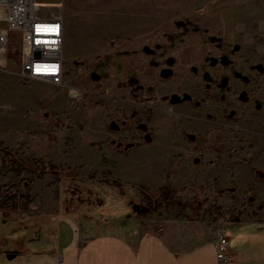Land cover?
I'll use <instances>...</instances> for the list:
<instances>
[{"label": "crops", "instance_id": "1", "mask_svg": "<svg viewBox=\"0 0 264 264\" xmlns=\"http://www.w3.org/2000/svg\"><path fill=\"white\" fill-rule=\"evenodd\" d=\"M62 26V57L70 58L73 54L69 51L63 20ZM11 62L18 69L19 59L11 58ZM5 63L6 60L4 66ZM16 75L6 69L1 77L0 90L6 92L9 107H20L25 104L24 100L31 101L26 99L31 97L35 106L36 100H40L48 107L51 104L65 108L67 101L59 91L43 94L28 90L20 85ZM98 81L103 82V78ZM111 81L101 83L105 91L98 93L99 99L104 95L114 96L118 101L109 102V107L125 109L128 105L120 99L131 100L130 88H118L117 80ZM87 92L92 95V90ZM89 103L87 101L86 105ZM109 114L119 113L101 104L96 108L92 104L85 106L83 122L87 133H62L58 141L50 145L48 137L42 133L34 139L37 153L56 164L77 168L83 178L93 170L100 175L107 170L122 187L140 184L155 190L169 185L176 190V195H169L171 201H192L197 191L213 190L215 177L221 175L227 180L219 187L229 186L240 201L249 191L256 197L250 195L249 205L242 206L245 209L240 208V213L229 220L203 214L204 204L201 210L196 208L192 216L187 210L178 213L177 209L163 206L156 220L153 215L145 217L146 212L133 210L125 194L110 200L117 186L98 179L97 175L84 180L85 187L101 200L91 205H85L84 201H74V204L72 197L69 199L67 193L59 192L64 180L57 181L46 175L33 181L26 211L21 207H11L9 211L0 208L3 222L12 218L20 227L10 239L0 230V263L1 254L6 253L12 260L2 264H56L58 258L63 264H264V178L256 179L252 171L264 167V155L260 162L252 159L258 152L256 147L240 152L230 168L204 163L193 165L187 160L190 154L185 155L182 165L175 166L177 155L184 152L174 148L173 140L179 138V133H153V143H140L135 133L138 146L123 151L113 147L111 140L131 133H103ZM206 136L212 141L214 133ZM15 138L11 136V144H15ZM66 138L68 143L63 141ZM258 138L264 144L261 142L264 137ZM31 139L29 137V145ZM214 155L215 152L209 150L205 160ZM65 202L71 206L66 207ZM217 226L227 235V259L222 261L217 258L214 244ZM10 254L13 257H9Z\"/></svg>", "mask_w": 264, "mask_h": 264}, {"label": "rangeland", "instance_id": "2", "mask_svg": "<svg viewBox=\"0 0 264 264\" xmlns=\"http://www.w3.org/2000/svg\"><path fill=\"white\" fill-rule=\"evenodd\" d=\"M122 5H125L123 9L118 10ZM35 8L41 16L58 15L64 22L69 51L73 55L70 58L65 55L63 57L66 66L63 82L53 85L41 80L22 81L16 75L17 66H13L12 62L10 64L11 58L19 59L17 40L11 35L9 42L4 45L6 63L0 70V83L3 72L7 69V72L16 75L20 85L28 90H38L43 94L59 91L67 103L65 108H58L51 104L48 107L46 103L43 105L40 100H36L35 106L32 103L34 98L27 97L26 99L32 102L27 103L24 100L25 104L20 107H9L6 92L0 90L1 210L9 211L11 207H21L26 211L33 181L46 175L57 181L63 179L59 192L64 195L67 193L69 199L72 197L74 204L84 201L85 205L97 203L96 197L92 198V201L90 198L92 195L96 196L95 193L84 184V180L95 178L97 175L98 179L117 186L111 196L116 198L117 195L125 194L131 204L147 208V212L143 213L145 217L153 215L156 220L159 209L163 206L165 209H177L178 213L187 210L192 216L197 212L196 208L201 210L204 204L203 214L211 217L213 214L219 215L223 221L237 216L240 208L245 209L242 206L249 205V196L256 197L252 192L246 193L240 201L239 195L232 194L229 186L223 191L218 186L203 193L197 191L192 201L181 202L175 201L176 199L171 201L167 197L169 194H175L176 190L166 184L155 190L140 184L122 187L107 170H104L102 175L93 170L83 178L77 168L56 164L37 153L34 139L44 133L50 145L58 141L62 133H87L84 128L83 110L90 104L96 108L105 102V99H99L98 93L103 94L105 91L101 83L111 80H122V83L129 74L150 73L163 61L160 55L152 57L141 51L140 46L145 42L150 45L157 43L158 50L183 51L193 44H201L204 50L211 51L214 44L209 40L213 36L222 45L239 44V53L244 55L241 58L252 61L258 59L264 64V0H35ZM180 19L185 21L186 26L175 24ZM93 74L103 78V82L95 80ZM87 90H92L91 96ZM87 101L90 102L88 105ZM259 113L261 120L257 127L264 130V110ZM253 134L234 133L232 145L219 143L216 147L224 151L229 147L232 149L234 145L237 157L240 152L256 147L258 152L254 155L261 157L260 162L264 155L261 153L264 144L256 142V139L264 133H257L258 137ZM12 135L13 139L16 137L15 144H11ZM29 137H32L31 145ZM63 141L68 143L69 139ZM261 142L264 143V138ZM4 150L11 151L12 158L6 155ZM232 159H227L230 166ZM224 177L225 175H221V180ZM139 187L155 197L154 200L147 201L148 196L143 194ZM167 189L169 191L164 197L162 193ZM202 195L204 198H201ZM19 228L18 222L12 218L4 222L0 219L1 234L9 239ZM1 255L2 263L12 260L6 253Z\"/></svg>", "mask_w": 264, "mask_h": 264}, {"label": "flooded vegetation", "instance_id": "3", "mask_svg": "<svg viewBox=\"0 0 264 264\" xmlns=\"http://www.w3.org/2000/svg\"><path fill=\"white\" fill-rule=\"evenodd\" d=\"M175 24L186 26L181 19ZM209 41L214 44L211 51L204 50L201 44L183 51L158 50L157 43L141 44L143 53L160 55L163 61L150 73H131L126 81L117 82L118 88L129 86L131 91V100L120 99L128 105L125 109L109 107V102L118 99L103 96V108L119 113L108 115L103 133H131L112 139L113 145L126 151L138 146L135 133L140 143H153V133H179V138L173 140L174 148L184 152L177 155L175 166L182 165L185 155L190 154L187 160L193 165L230 168L227 159L233 158L234 163L236 148L233 145L223 151L216 145H232L234 133H254L257 137V133H264L257 127L261 120L259 112L264 110V64L258 59L241 58L244 55L239 53L241 46L237 43L222 45L213 36ZM209 133H214L212 141L206 136ZM209 150L215 155L205 160ZM252 159L259 161L261 157L253 155ZM263 168L252 170L256 179L264 178ZM224 180L227 179L215 177L214 186L219 187Z\"/></svg>", "mask_w": 264, "mask_h": 264}, {"label": "built area", "instance_id": "4", "mask_svg": "<svg viewBox=\"0 0 264 264\" xmlns=\"http://www.w3.org/2000/svg\"><path fill=\"white\" fill-rule=\"evenodd\" d=\"M16 37L19 54L17 76L22 81L41 80L53 85L63 82L66 66L62 57V18L41 16L35 0H0V70L4 67L10 36ZM8 44V43H7ZM227 235L217 226L215 248L219 260L227 259ZM56 264H63L60 258Z\"/></svg>", "mask_w": 264, "mask_h": 264}, {"label": "trees", "instance_id": "5", "mask_svg": "<svg viewBox=\"0 0 264 264\" xmlns=\"http://www.w3.org/2000/svg\"><path fill=\"white\" fill-rule=\"evenodd\" d=\"M4 152H5L6 155H8V156H10V157L12 158L13 155H12V152H11V151L4 150ZM139 189L143 192V194L147 195L149 198H152V199L154 200L155 197L153 198V196H150V193L147 192L144 188L139 187ZM163 191H164V190H163ZM166 193H167V192L164 191V192L162 193V195L165 197ZM94 197H95L94 195L90 196L91 201H92V198H94ZM96 202H97V203H100L101 200H100V199H97ZM64 204H65L66 207H70V206H71V203H69V202H65ZM90 205H91V204H90Z\"/></svg>", "mask_w": 264, "mask_h": 264}, {"label": "water", "instance_id": "6", "mask_svg": "<svg viewBox=\"0 0 264 264\" xmlns=\"http://www.w3.org/2000/svg\"><path fill=\"white\" fill-rule=\"evenodd\" d=\"M93 76L96 77L97 75H96V74H93ZM109 199H110V200H115V197L110 196ZM132 208H133V210H135L136 212H145V210H146L145 207H140V206L137 205V204H133ZM9 257H13V254H10Z\"/></svg>", "mask_w": 264, "mask_h": 264}]
</instances>
